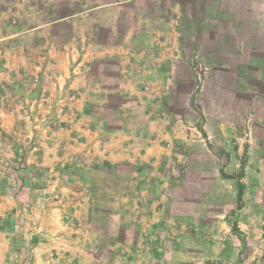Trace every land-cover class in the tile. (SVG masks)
<instances>
[{"label":"crops","instance_id":"0c3cea01","mask_svg":"<svg viewBox=\"0 0 264 264\" xmlns=\"http://www.w3.org/2000/svg\"><path fill=\"white\" fill-rule=\"evenodd\" d=\"M140 1L137 28L122 32L115 19L101 28L103 11L115 15L125 3L134 13L129 2ZM70 3L61 13L58 0H0V264H196L198 253L209 261V250L195 252L185 232L163 226L190 218L187 182L262 174L264 0ZM121 50V81L105 72L117 83L95 90L98 103L117 96L118 123L97 102L87 109L91 88L74 65L46 72L58 57L102 61ZM63 87L77 94L62 104L67 123L40 138L30 129L37 144H16L22 105L51 107ZM232 152L239 160L254 153L259 165L218 162Z\"/></svg>","mask_w":264,"mask_h":264},{"label":"rangeland","instance_id":"374dc122","mask_svg":"<svg viewBox=\"0 0 264 264\" xmlns=\"http://www.w3.org/2000/svg\"><path fill=\"white\" fill-rule=\"evenodd\" d=\"M162 2H166V0H162ZM143 3L145 2H129V6L135 10L134 13L127 12L125 3L114 7L118 8L115 11V15L108 16L103 11L101 28L108 27L110 21L114 22V19L116 20L115 23L118 24V29L122 30V32L129 27L137 28L142 19L138 14L144 6ZM70 4V0H58L59 11L64 13L65 8L70 6ZM79 6V1H76L75 7ZM154 14L158 15V13ZM26 39L28 38L26 37ZM126 55V52L121 50L119 53L116 52L107 59L99 61L96 59L86 60L87 57L83 59L79 54L78 56L76 55L77 59H80L79 62L74 59L70 64L65 62L66 60L62 57H58V62L50 65L49 68L47 67L46 72L49 74L56 73V71L66 72L67 67L74 65V74L83 78V83L84 80H88L86 86L90 85L92 96L90 98L91 105L87 109L93 110L97 102L95 90L103 83L102 81L104 80L106 83L103 85H107L105 87L109 88L110 85L116 84L118 81L114 76L104 78L106 75L102 74L105 72L114 73L116 76L119 74L121 81V71L125 67ZM94 74L97 80L91 83L90 77L92 76L93 78ZM23 83L27 87L33 86V89L42 88V83L40 82L32 85L30 78H26ZM95 83L99 85H95ZM62 89L64 92L54 97L53 100L56 102L51 107H45L42 104L37 105L36 103L32 106L31 103L22 105L18 116L22 122V130L24 131L21 132L22 136L20 135L16 144H24L26 148L36 145L37 143L35 141L33 142L34 139L32 140V136L35 138L38 135L40 138L39 134L46 135L47 129L50 130V128H56L67 123V121H63L62 106L67 107V102L75 101L77 94L73 93L74 89L69 88L64 90V87ZM112 97L117 99V96L108 95L106 97V99H109L108 101L104 100L99 103L97 102V104H99L98 106L101 112L107 114L114 122L118 123L119 119L124 118V116L120 115L119 111H116L115 107H117L118 103H113L111 101ZM67 111L71 117L76 110L69 109ZM24 124L25 126H23ZM26 127H29V130H26ZM30 129H33L37 135H31ZM244 130H246V134ZM253 131L254 128L251 126L242 128V135L249 144H252ZM14 137L16 136L14 135ZM25 138L29 140L28 143H26ZM38 151V149H35V152ZM233 156L232 152L231 158L226 160L219 159L218 162L226 161L231 163L230 167L232 170H237L238 167L235 168L234 166L238 161L246 162L252 170L260 162L254 153H251V155L248 154V157L243 160L233 158ZM13 160L10 159V162L8 161L9 165L15 167L19 165V160ZM261 163L263 165L261 175L252 174L243 176L230 174L203 176L200 185L192 186V183H186L188 185L186 186V190H188L187 195L193 198V200L189 201V205L187 203L185 204L188 207H182V212L186 216L189 215L190 218H182V222L177 223L168 222L163 226V230L185 232L186 237H184L183 242L193 247L195 252H201L205 249L209 250V261L202 259L201 253H198L195 259L196 264H264V159ZM65 177L63 176V178ZM255 182L259 184L260 190L255 189ZM103 194L105 195L106 193L101 190L96 195L103 197ZM176 196L180 197L178 194ZM245 202H247L246 206L244 205ZM224 208L225 210H223ZM98 209H100L101 214L105 215V218H110L112 209L109 206L102 205ZM186 233L188 234L186 235Z\"/></svg>","mask_w":264,"mask_h":264}]
</instances>
